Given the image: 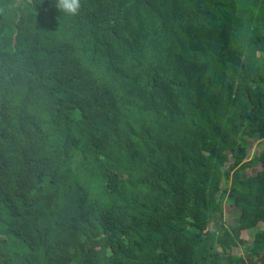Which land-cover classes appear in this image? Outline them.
<instances>
[{"label": "trees", "instance_id": "trees-1", "mask_svg": "<svg viewBox=\"0 0 264 264\" xmlns=\"http://www.w3.org/2000/svg\"><path fill=\"white\" fill-rule=\"evenodd\" d=\"M4 4L0 264H264V0Z\"/></svg>", "mask_w": 264, "mask_h": 264}, {"label": "rangeland", "instance_id": "rangeland-1", "mask_svg": "<svg viewBox=\"0 0 264 264\" xmlns=\"http://www.w3.org/2000/svg\"><path fill=\"white\" fill-rule=\"evenodd\" d=\"M247 158L246 160L249 161V160H252V158L258 154V152L260 151V149L264 146V142L262 141H254V140H250V139H247ZM260 166H256L255 167V170H250L248 172V174L250 173L251 175L255 173V171L257 169H259ZM226 198V196L224 197V199ZM239 214V211L238 209L232 204V202H229V200L226 198L224 200V213H223V218L222 220L226 223V224H230V223H233V221L235 220V218H237ZM253 231H242L241 232V236L246 239L247 241H251L252 240V235ZM232 252L233 253H238V254H242L243 251H242V247L240 246H234L232 248Z\"/></svg>", "mask_w": 264, "mask_h": 264}, {"label": "clouds", "instance_id": "clouds-1", "mask_svg": "<svg viewBox=\"0 0 264 264\" xmlns=\"http://www.w3.org/2000/svg\"><path fill=\"white\" fill-rule=\"evenodd\" d=\"M54 7L66 16H78L82 9V0H53ZM9 5H0V15H6Z\"/></svg>", "mask_w": 264, "mask_h": 264}]
</instances>
